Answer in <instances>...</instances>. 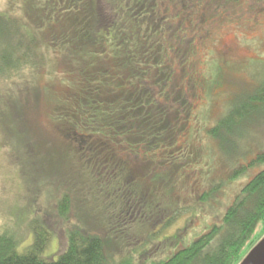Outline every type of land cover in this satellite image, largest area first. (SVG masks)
Wrapping results in <instances>:
<instances>
[{
  "label": "trees",
  "instance_id": "16d2710c",
  "mask_svg": "<svg viewBox=\"0 0 264 264\" xmlns=\"http://www.w3.org/2000/svg\"><path fill=\"white\" fill-rule=\"evenodd\" d=\"M20 1L23 17L0 11L1 96L18 113L8 155L29 184L53 178L63 221L77 198L88 229L71 227L48 259V220L33 214L29 236L2 224L0 264H112L104 239L118 206L142 219V260L119 264H241L264 236V168L218 209L228 181L264 164V150L248 162L239 151L264 111V80L208 114V95L225 90L209 85L205 56L212 27L235 22L214 23L211 8L255 16V0Z\"/></svg>",
  "mask_w": 264,
  "mask_h": 264
},
{
  "label": "rangeland",
  "instance_id": "374dc122",
  "mask_svg": "<svg viewBox=\"0 0 264 264\" xmlns=\"http://www.w3.org/2000/svg\"><path fill=\"white\" fill-rule=\"evenodd\" d=\"M23 3L24 1H20L19 4L16 0H0V11L12 13L14 10V13L17 12L15 17L21 18L25 15L24 11L26 10L22 8ZM245 3L251 5V2ZM254 5L255 11H257L255 16L251 15L249 11H243L239 7L233 8L231 5L225 7L227 11L222 8L225 16L220 19L215 18L216 12L211 8L214 23H216L215 19L225 23L232 20L235 22H230L226 24L228 26L224 27L222 26L224 24L214 25L211 37L208 36L206 42L205 66L209 77L211 74L213 75L210 77L209 85L213 86L211 83L216 79L217 85L222 84L220 88L223 87L225 90L224 93L208 95V103H206L208 114L212 109L214 112L225 110L226 102L230 100L228 94L234 97V93L248 90L255 83L264 80V0H255ZM241 16L243 17L241 18ZM250 19H252L251 28L247 26L248 23H251ZM217 89L219 88L217 87ZM1 93L2 87H0V141L7 139L8 143L11 138L12 120L18 116V113L11 102L4 103ZM208 141L206 138L204 142L207 144ZM242 145L243 147L239 151L242 152L241 159L244 162H248L253 156L264 150V111L251 124V129L248 131V136L242 140ZM11 150L12 147L9 143L0 142V226L2 224L5 227L11 226V228L29 236L31 229L28 228L27 223L32 219L33 214L38 213L42 220H48L50 228L54 231L49 247L43 256L48 259H56L58 251L60 252L65 245L67 230L74 226L79 229H88L85 221L79 220L86 219L83 215L86 213L79 208L81 203L78 199L74 198L71 213L67 216L69 220L63 221L57 212L56 204L61 192L53 188L56 186V182L52 181L53 178L45 176L46 173H39L32 178L35 179L32 180L33 182L30 179L31 183L29 184L27 177L20 172L18 164L8 155ZM263 168L264 164L250 167L240 178L233 181H228L227 177L225 180L229 182H227L229 195L222 199L223 206L219 207L218 212H224L243 184ZM119 207L111 209L109 213L110 221L113 224L110 230L112 233H109L110 238L104 239L107 255L112 264H119L123 258L127 257H136L142 260V219H128L126 208L118 209ZM15 213L23 214L21 221H18L19 218ZM190 217L191 214L185 213L167 233L172 236L176 234L178 228L185 229ZM209 217H218V215L209 212ZM216 220L220 219L216 218ZM200 223V218L195 217V224L200 226Z\"/></svg>",
  "mask_w": 264,
  "mask_h": 264
},
{
  "label": "water",
  "instance_id": "95a60500",
  "mask_svg": "<svg viewBox=\"0 0 264 264\" xmlns=\"http://www.w3.org/2000/svg\"><path fill=\"white\" fill-rule=\"evenodd\" d=\"M241 264H264V236L251 249Z\"/></svg>",
  "mask_w": 264,
  "mask_h": 264
}]
</instances>
